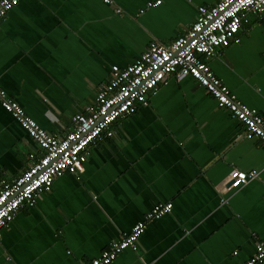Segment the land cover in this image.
<instances>
[{"label": "crops", "instance_id": "0c3cea01", "mask_svg": "<svg viewBox=\"0 0 264 264\" xmlns=\"http://www.w3.org/2000/svg\"><path fill=\"white\" fill-rule=\"evenodd\" d=\"M149 1L21 0L0 21V85L48 132L72 130L113 65L133 63L152 41L172 42L200 6L220 0ZM246 19L238 40L206 60L264 115V21L252 12ZM113 129L82 171L56 178L15 214L0 264H87L166 202L172 212L149 221L139 249L111 264H238L256 239L264 242V144L244 138L243 125L193 77L171 75ZM41 153L0 101V179L17 177ZM232 168L259 173L220 189Z\"/></svg>", "mask_w": 264, "mask_h": 264}, {"label": "built area", "instance_id": "2783aa9c", "mask_svg": "<svg viewBox=\"0 0 264 264\" xmlns=\"http://www.w3.org/2000/svg\"><path fill=\"white\" fill-rule=\"evenodd\" d=\"M21 0H0V21ZM112 3V0H104ZM162 0L149 1L153 7ZM118 12L121 9H117ZM143 11V10H142ZM258 14L264 21V0H220L215 5L200 6L196 21L172 42L152 41L148 49L125 67L112 66L106 83L100 86L95 103L73 116L74 127L63 135L42 128L18 101L0 85V101L35 140L42 150L38 157L17 177L0 179V239L3 229L23 207L36 204L39 197L50 191L56 178L65 173L77 174L84 169L91 147L103 137H113L114 123L149 105L150 94H156L171 75L178 80L191 76L244 127V138H258L264 144V115L240 100L215 74L206 59L238 40V33L247 13ZM257 170L232 168L220 189H237L258 175ZM223 202L228 200L225 198ZM173 203H158L137 222L130 232L114 240L87 264H111L125 249L137 251L139 238L146 225L172 212ZM255 252L238 264H264V242L255 240Z\"/></svg>", "mask_w": 264, "mask_h": 264}]
</instances>
